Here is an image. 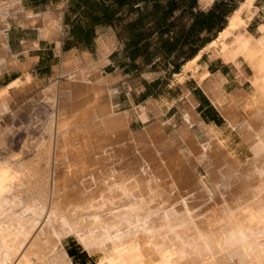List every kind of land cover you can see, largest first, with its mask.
<instances>
[{"label":"bare ground","instance_id":"obj_1","mask_svg":"<svg viewBox=\"0 0 264 264\" xmlns=\"http://www.w3.org/2000/svg\"><path fill=\"white\" fill-rule=\"evenodd\" d=\"M214 1L199 0L204 8ZM255 1L239 5L218 40L246 31ZM21 9L23 26L46 18L42 37L52 39L60 31L51 13ZM260 32L219 54L242 74L244 66L249 69V100L231 98L232 107L220 95L224 77L206 82L209 72L200 64L205 49L177 76L179 82L194 78L222 113L238 111L235 119L227 115L234 121L229 126L237 121L234 130L242 138L235 152L225 153L218 134L203 123L198 138L189 112H183L172 140L163 137L157 103L135 107L137 120L146 123L152 112L159 122L132 132L130 112H116L108 103L79 116L68 86L51 89L44 98L52 112L49 135L37 142L33 159L24 162L13 154L0 160V264H72L62 243L70 236L99 255L97 264H264V28ZM102 47L104 62L110 49ZM9 58L10 67H23ZM80 64L65 62L59 71L78 81ZM106 79L88 85L97 104ZM244 147L250 156L242 164L236 151ZM202 159L209 162L206 182L193 171Z\"/></svg>","mask_w":264,"mask_h":264},{"label":"crops","instance_id":"obj_2","mask_svg":"<svg viewBox=\"0 0 264 264\" xmlns=\"http://www.w3.org/2000/svg\"><path fill=\"white\" fill-rule=\"evenodd\" d=\"M11 1L3 0V3H10ZM12 3H21L26 12L29 11L34 15L51 13L50 15L56 20L60 31L58 32L59 35L53 36L52 39L42 37L39 27L40 23H43L42 27L46 26V18L32 26L30 24V27L23 26L15 18L13 8L9 6L8 12L10 11V13H8L7 18L9 29L6 30L8 52L9 55L13 56L18 66L23 67L18 69L17 65L10 67L7 63L2 64L0 66V80H3V84L0 87H4L15 80H21L25 83V78L27 76L31 77L30 82L25 83L20 88L11 89L10 94L14 92L32 95L38 91H41L40 94H42L51 85L61 84L69 87L74 104L85 98L90 97L92 99L93 93L89 91L87 85L68 80V76H61L59 73L58 68L63 63L77 61L82 64L79 67L83 71L92 70L89 78L91 83L97 81L98 78H107L101 102L104 99L103 104L111 103L114 107H122L121 112H130L129 115L132 117L129 130L132 132L145 129L132 130L135 123L142 122L133 115L135 107H149L153 103L162 106L160 119L164 131L166 126L176 125L179 121L183 125V112H189L193 117L194 128L198 127L199 123L214 128H224V123L228 124L221 111L212 103L206 90L197 84L194 78H187L182 83L177 81L176 76L182 74L184 65L178 73H172L174 67L171 64L168 68H161V66L154 67L146 63L143 58L133 61L130 56L128 57V54L124 53L125 44L119 39L118 29L114 26L99 25L94 32L91 31L88 35L87 31H84L85 24L82 22V28L78 24L81 20V14L71 12V3H104L103 0H14ZM106 3H112V1ZM216 4L214 3L207 10H203L199 6V10L207 12ZM256 6L259 11L250 23L248 30L254 22L257 23L256 31L258 26L264 23V17L261 16L263 11L257 3ZM102 45L111 48V52L104 60L106 62L94 70L93 67L103 62L104 49ZM204 57L200 63L205 64V68L210 73V80H216L217 76L224 77L226 79L224 87L229 93L236 95L231 92L232 87L229 84L232 77L239 83L237 76L239 71L231 65L224 64L219 59L210 58L206 62ZM6 58L8 60L9 56H6ZM242 70L248 73L245 67ZM167 76L172 78L167 79ZM244 90V88L240 89L241 92ZM150 116L148 123L152 119H155V122L147 127L157 123L152 112ZM72 251L79 264L90 263V254L78 243L72 245ZM65 252L71 263L74 264V259L70 258L67 250Z\"/></svg>","mask_w":264,"mask_h":264},{"label":"rangeland","instance_id":"obj_3","mask_svg":"<svg viewBox=\"0 0 264 264\" xmlns=\"http://www.w3.org/2000/svg\"><path fill=\"white\" fill-rule=\"evenodd\" d=\"M13 1L14 0H12L10 3H3V0L2 1L0 0V66L4 63L8 64V60H10V58L7 60L6 56H9V57L11 56V55H9V52H8L7 33H6V30L9 29V24L7 22L8 13H10V11L8 12L9 6L13 8L14 16L17 20H19V23L21 24L23 21V12H21V11H23L21 9L22 5H21V3H12ZM244 1L245 0H215L214 3H221V2L232 3V4H230V7L237 9L239 7V5ZM256 3L259 7H261V9L263 11V13H261V16L264 17V0H256L255 3H253L252 13H251V17H250L249 24H248L247 28L249 27L250 23L253 21V19L256 17V15L259 11V8L256 6ZM198 5L203 10H207L212 6L211 5L208 8H204L200 4L199 0H198ZM233 12L229 13L227 15V17L225 19V25H226L225 28H227V26L229 25L230 17H231V14H233ZM42 26H43V23L42 24L40 23V27H42ZM256 26H257V23L254 22L249 30L246 28V31H244V30L231 31L232 33L230 32L226 37L222 38L221 40H218V37L220 35L218 33L219 35L217 34L214 41L212 40V42L210 44H208L205 48H203V49H205V51L203 53L202 58L206 55L204 57V60L206 62H208L210 60V58L219 59V54H220L221 50L225 46H227L228 44L232 43L233 41L242 40L246 36H248V34L252 35L254 37H259L261 34L260 28L261 27L264 28V23H262L258 26L257 31H256ZM257 32H258V34H257ZM211 36H213V35H211ZM110 52H111V48H110ZM11 57H13V56H11ZM105 62L99 64L98 66L93 67L92 69H94V70L98 69ZM231 66L234 67L233 65H231ZM244 67H245V69L248 70V73H244V71L242 70V72L244 74H242L241 72H239L237 74L240 84L237 82V80L234 77H232L230 79L229 86L232 87L231 92L233 94H236V95H232L231 93H229L225 87L220 92V95L221 96L223 95L222 97L225 99L226 102L230 98L229 99L230 101H228L227 104L231 102L230 104L232 105V107H233L232 103H234L235 101H236L235 103H238L240 101V99L245 97V96L248 98V100L250 98V94L252 91L251 78H250L249 69L247 68V66H244ZM161 68H164V63L161 65ZM234 68H236V67H234ZM236 69L239 71L238 68H236ZM58 70H59V68H58ZM59 73H60V71H59ZM79 73H81L80 75L82 76L81 80H78L75 82H81V83L87 85V87H88V85L92 84L90 79H89L90 75L92 73L91 69H87V70L83 71V69L81 68V69H79ZM0 75H1V69H0ZM60 75H61V73H60ZM242 75H244V77H242ZM169 78H172V77L167 76V79H169ZM208 78L210 79V73L208 75ZM176 79H177V76H176ZM209 79H207L206 82L213 83L215 81V80L211 81ZM68 80H71V77H68ZM225 82H226V79H225ZM179 83H182V82H179ZM2 84H3V80H0V86H2ZM10 84H8L4 87H0V160L6 159L13 154L14 155L20 154L21 160H23L22 158H24V160H23L24 162L26 160L28 162H30L34 157L33 153H34V150H36L35 145L37 144V142L41 138H47V136L49 135V127H48L49 125L48 124H49V117L52 114V112H51V108L49 107L47 102L44 100V98L48 95V92L51 89L58 87L61 84H59V85L53 84L50 87H48L46 90H44V93L40 94L41 91H38L37 93L32 94V95H23V94L14 93V92H12L10 94L11 89H17V88L21 87V86L20 87H15V86L11 87ZM242 88H244L245 90L240 92L241 96H239L240 93H239V95L237 93ZM104 89H105V87H104ZM225 93H226V96H225ZM103 94H104V92H103ZM235 96H238V97H235ZM101 97L99 99V104L94 102L93 97H92V99L89 97V98H85L84 100L79 101L75 104L73 103V110H75L76 115L80 116V115L87 113L88 110L92 107L93 108L94 107L100 108V109L103 107H107L106 105H108V103L103 104L105 102V100L102 99V102H101ZM225 97H227V98H225ZM231 98L232 99L234 98L233 100H235V101H232ZM237 98H238V100H237ZM93 104H94V106H93ZM97 105H99V106H97ZM157 107H158V111H159V116L161 117L162 106L158 105ZM121 108L122 107H119V106L114 107L116 112H120ZM234 111L238 112V111H236L235 108L231 109V110L229 109L228 112L225 111L226 113H224V112L222 113V111H221V113L223 115L226 114L224 117L226 118L229 125H230L229 122H230L231 118H234V116L237 117L236 115H234ZM227 115H229L231 118L228 117ZM159 120L161 121V119H159ZM148 121L146 123H144V122L143 123L142 122L135 123L132 127V130L133 131L141 130V129L149 126L153 122H155V119H152L149 123H148ZM156 121H157V123L159 122L157 118H156ZM231 121H233V120H231ZM157 123H155L154 125H152L150 127H154ZM228 124L224 123V125H223L224 128H222V127L214 128L212 126H208L210 128L212 127L211 129H213L216 132V134H218V142L220 143V146L225 151V153H230L232 151L235 152V150H233V149L237 145H239V143L242 142L241 136L239 135V133L237 131H235L238 129V127L236 126L237 121H235L234 124L232 123L231 126H229ZM198 126H200V124ZM150 127H148V128H150ZM161 127L163 128L162 125H161ZM181 127H182V124L180 121L176 125L166 126L165 131L164 130L162 131L163 137H165L166 139L169 138L172 140H176V137H177L176 135L180 131ZM194 130H195L198 138H201L203 136L201 130H199L198 127H195ZM173 136H175V137H173ZM184 150H187V147H185ZM184 150H183L182 154L184 153V155H185ZM236 154H238L242 157V159H241L242 164L246 163L248 161V157L250 156V154L247 152V148H245V147L243 148V151H236ZM201 161H200L199 166L197 168L193 169V171H194L197 179H200L202 182H206L208 177H207V169L205 167L209 162L207 159H202ZM195 170H196V172H195ZM41 226H42V224H40L39 227H41ZM62 243H63L64 249L68 251V249L74 243H78V242L74 237L70 236V237H67L65 240H63ZM90 256H91V258H90L89 264H97V261L99 259V255H93V256L90 255Z\"/></svg>","mask_w":264,"mask_h":264},{"label":"trees","instance_id":"obj_4","mask_svg":"<svg viewBox=\"0 0 264 264\" xmlns=\"http://www.w3.org/2000/svg\"><path fill=\"white\" fill-rule=\"evenodd\" d=\"M112 1V3H106ZM104 3H71L80 13L79 25L88 35L99 25L114 26L125 44L124 53L133 61L143 58L154 67L171 64L172 73L193 60L225 28L232 3H217L211 10H199L198 0H103ZM243 3V2H242ZM232 15V14H231ZM218 34V35H219ZM213 35V36H211ZM79 264L72 246L68 249ZM85 254V252H84Z\"/></svg>","mask_w":264,"mask_h":264}]
</instances>
